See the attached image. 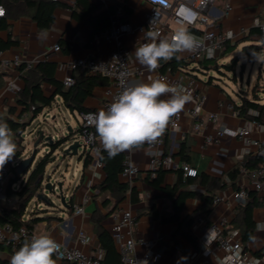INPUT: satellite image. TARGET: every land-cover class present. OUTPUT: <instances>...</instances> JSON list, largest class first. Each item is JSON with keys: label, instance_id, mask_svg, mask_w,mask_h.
I'll return each instance as SVG.
<instances>
[{"label": "crops", "instance_id": "crops-1", "mask_svg": "<svg viewBox=\"0 0 264 264\" xmlns=\"http://www.w3.org/2000/svg\"><path fill=\"white\" fill-rule=\"evenodd\" d=\"M75 2L76 0H59L57 2L58 6L53 12V23L48 29H39L30 17L9 20L8 24L10 26L8 30H0V50L8 58L18 55L24 62L33 63V67L43 62L55 64L54 78L60 83L67 76L72 75L74 77L79 75L69 69L72 61L84 58L107 59L114 48L113 42L104 41L97 38L98 34H93L89 18L87 16L78 18L82 13L76 7ZM88 2L92 6L103 5L104 7H110L119 3L120 0H88ZM126 3L132 10L128 23L132 30L130 33L123 34L121 39L129 53L130 66L141 70V74H135L131 77V84L147 83L150 76L159 79V75L166 71L160 70V64L154 71H149L134 56L135 48L139 47L143 42L136 28L144 23L151 7L144 0H126ZM226 4L230 5V10L227 13L225 12ZM214 9L220 15L217 31L222 34L232 31L236 34V38L229 42L232 45L238 44L234 52L238 48L239 50L242 49L245 45L260 43L261 40L255 36H252L248 41L244 40L249 32L255 28L253 26L255 18L264 22V0H216ZM116 14L121 17L122 10L119 8ZM242 29L243 34H240ZM150 42L148 39V43ZM55 45H59V52L52 50ZM220 55L216 60L225 58L224 56L229 54L223 57H220ZM177 57L183 60V64H189V62L185 61V55L177 54ZM195 64L197 63L192 64L188 69L185 67L175 69L172 71L170 78L177 83L176 87L179 89L186 87L189 78L196 79L197 89L204 97L199 114L197 117L190 116L188 111L192 107V103L191 101L186 103L184 108L177 113L179 115L178 128L170 132L167 125L163 133V150L167 154H171L174 164L178 167L181 164L177 157L179 144L185 143L189 164L196 168L199 174H204L216 180L213 184L214 187L213 185L211 186V202L204 204V201L199 198V195L204 196L206 194V190L199 184V180L196 179L188 185L179 186V191L188 190L195 194L185 199L179 214V222L164 223L159 218H153L150 215L151 212L157 214L172 212L173 199L168 198L165 189L172 188L176 184L177 173L175 169L161 170L163 175L158 184L148 180L146 173L149 167V156L147 148L142 144L130 153L131 159L138 168L139 173L130 182L122 179L120 174L118 175V180L127 185V190L123 201L110 214L114 208L113 199L110 198L108 193H101L98 189V186L105 179L104 171L102 168H96L90 164L84 167L85 157L80 154L78 157V160L81 161L80 167H75L72 174L73 178H79L72 190L67 191L68 188L60 179H51L56 182L55 191H57V184H61L65 202L69 205L68 209L61 205L56 194L54 197L57 202L46 199L38 201L39 199L34 196L27 204L23 216H28L27 221L33 218L38 219L32 227V231L35 234L49 235L57 243L70 248L76 247L89 256L97 255L100 252L104 256V251L101 249L98 238V228L92 220L94 212L97 211V214H101L104 217L100 220L99 227L110 235L115 250L119 254L118 245L112 238V227L116 222V212L127 210L135 220V226L131 230V237L135 241L142 240L148 243L147 246L135 245L133 254L136 257H141L147 251H160L161 259L158 264H203L204 258L200 254L203 250H208V264H218L223 254L220 250L215 249L213 245L206 243L207 233L208 226L211 223L224 219L226 225L223 234L236 232L233 239L241 242L242 247L255 264H260L258 258L264 250V231H257L256 226L258 223H264V194L257 193L261 199V205L252 211L255 230L251 240L247 243H243L241 240V230L239 228L241 216L238 214L245 203L241 204L228 199V201L213 204V199L219 196L230 197L234 191L241 187L247 189L248 193L251 191L255 192L248 179L241 176L240 173L234 182L229 181L227 174L240 167L248 156H264V125L258 122L259 125H255L253 120L239 114L238 116L234 115L233 112L236 111L235 105L240 103V98L235 95L237 93L232 90L231 92L234 94L232 96L227 90V86L220 83L222 80L215 79L214 82L211 80H199L196 76L197 73L200 74V72L205 71L192 70L191 67H194ZM8 84H13L16 87L17 91L15 94L6 90ZM106 86L107 84L95 87L92 90L91 95L83 103L85 112H100L102 110L103 93ZM24 88L25 82L21 77L20 71L12 69L2 70L0 68V122L6 123L7 120H10L16 123V120L24 115L25 120L28 118L27 122L32 119V114H29V110L24 112L23 107L17 103L18 95ZM41 91L43 96L48 98L54 94V87L43 83ZM162 98L166 99L168 96L166 95ZM227 104H230L232 108L227 107ZM52 106H55L59 111L62 108L68 111L62 105L61 98L58 96H55L54 102L51 103L50 107L46 108H52ZM70 114L77 118L76 121L79 127L78 119L80 113L74 111ZM209 114H216L218 116L217 122H212L208 118ZM54 118V116L51 117L52 120ZM32 120L34 121V119ZM196 124H200L199 131L195 130ZM240 125L245 126L249 130V138L251 141L257 142V145H245L241 139L231 134H226L216 140L215 143H207L205 141L207 136L215 134L217 127L230 129ZM15 137L16 135L13 134V139ZM69 143H66L62 148H65ZM119 153L122 154L121 152ZM62 158L64 159L66 156L62 155ZM55 160H58V157ZM14 163L19 164V162ZM65 175L69 176V172L66 171ZM7 190L8 182L5 191L8 202L0 205L1 212L6 208L16 209L21 204L19 197L15 194L8 195ZM10 190H12L11 186ZM85 196H88V201L83 204ZM108 198L110 204L104 207L103 201ZM73 204L82 205L84 213L75 215L72 212ZM33 206H37L34 212L28 213V210ZM185 218L193 219L188 230L196 242L195 246L183 235L187 230L183 224ZM95 219L97 220V218ZM79 231L84 232L86 235V244H80L75 241V236ZM5 248L7 249L0 250V261L4 264H10L11 256L15 251L8 249V247ZM56 264H58L57 261Z\"/></svg>", "mask_w": 264, "mask_h": 264}, {"label": "built area", "instance_id": "built-area-1", "mask_svg": "<svg viewBox=\"0 0 264 264\" xmlns=\"http://www.w3.org/2000/svg\"><path fill=\"white\" fill-rule=\"evenodd\" d=\"M58 2L59 0H49ZM151 7L149 13L146 15L144 23L139 25L136 30L141 35L143 43H148L146 33L148 31H158L161 38H170L175 31L180 27L187 28L188 32L196 36L200 41V45L194 51H185V61L197 63L203 59L215 60L224 50V44L231 42L236 38V34L232 31H227L224 34L217 31L218 21L220 20L219 13L214 9L216 0H144ZM230 10V5H225V12ZM0 17L4 16V10L0 7ZM120 15L116 14L112 18L111 26L108 30L97 35L104 41H111L114 44V48L111 51L109 57L105 60L95 59H76L71 62L69 69L71 72H77L82 74H97L107 80V86L104 89V102L102 110L107 111L113 102V98L118 95L123 89L131 84V77L135 74H141V70L136 67L130 66L129 53L125 49L121 36L131 32V27L128 23H120ZM258 22V23H257ZM253 26L258 28L261 33V41L259 43L262 50H264V22L258 18L253 20ZM174 29V30H173ZM240 34H243V29ZM54 52H59V45L53 46ZM181 54V53H178ZM33 63L24 62L18 55H14L8 58L5 53L0 50V68L2 70L12 69L19 71L23 68V71L31 70ZM171 70L168 68L166 71L159 75V79H163L171 86H177L175 81H172ZM197 81L195 78H189L184 90L192 97V107L189 109L188 114L192 117H197L201 104L204 100L203 95L197 89ZM62 84L65 88H69L74 84V77L67 76L62 80ZM179 89V88H178ZM6 90L12 94H15L17 89L13 84H8ZM232 108L230 104L226 105ZM34 106L29 109V114L34 111ZM99 112L87 111L79 114V127L75 132L74 139L79 142V149L81 148V155L84 157L90 156V165L96 168H102V163L99 160L101 152L104 150L99 136L96 133L95 126L90 123V116L98 114ZM251 114L256 115V112L250 111ZM234 115L238 116V112L234 111ZM30 118V117H29ZM208 118L212 122H217L218 116L216 114H209ZM28 119V118H27ZM25 115L16 120L18 123H24ZM179 115H174L169 124L168 129L170 132L175 131L178 128ZM33 120L30 119L29 123ZM255 125H259L256 121H253ZM200 124L195 125V130L199 131ZM226 134L234 135L241 139L245 145H257V142L251 141L249 138L250 132L245 126H238L236 128H221L217 127L214 135H209L205 138L207 143H215L216 140L224 137ZM143 145L147 148L149 156V167L146 173L148 180H153L156 174L160 170L180 169L182 171L183 179L195 178L197 171L195 168L188 166L185 163H181L180 166L174 164L171 154H167L163 150L164 139L163 135L158 138L154 143L145 142ZM137 146L124 150L123 163L120 176L127 182L132 181L139 173L138 168L134 165L130 153ZM14 158L9 161L4 169L0 171V205L7 203L8 198L5 195L8 178L11 174V169L17 167L19 164L14 163ZM17 173V171H15ZM239 173L241 176L246 177L252 187L257 193L264 194V164L257 169L240 168ZM53 188L56 189V182L49 181ZM12 190L18 189V184L11 185ZM231 199L237 203L244 204L248 199L247 189L244 187L234 191L230 197L219 196L213 199V204L219 202H225ZM88 201V196L83 199V204ZM37 206H33L28 210V213H33ZM1 212V208H0ZM72 212L75 215H82L84 213L82 205L73 204ZM28 216L24 215L21 221H27ZM226 221L224 219L219 222H213L208 226L209 229L215 231L216 235L211 242H206L209 245H213L215 249L222 252L223 257L218 264H250L253 260L248 256L242 244L238 240H234L236 232H231L226 235L223 234ZM135 226V220L131 213L127 210H119L116 212V222L112 227V238L117 243L120 255V264H158L161 259V252H145L141 257H136L134 253L135 245L147 246L148 243L139 240L135 241L131 237V230ZM208 234V233H207ZM37 235L32 230H28L24 225L14 228L10 224H0V245L8 247L9 249L16 251L26 241H30L31 238ZM75 241L80 244L87 243V237L84 232L79 231L75 236ZM60 251L55 254L53 258L58 264H102L103 254L100 252L97 255L89 256L83 253L76 247H66L60 243ZM203 256V264H208L207 256L208 250H203L201 254ZM258 262L264 264V250L261 252Z\"/></svg>", "mask_w": 264, "mask_h": 264}, {"label": "trees", "instance_id": "trees-1", "mask_svg": "<svg viewBox=\"0 0 264 264\" xmlns=\"http://www.w3.org/2000/svg\"><path fill=\"white\" fill-rule=\"evenodd\" d=\"M76 7L81 10L82 15L78 18L87 16L89 18L90 24L93 29V34H100L108 30L111 26L112 18L116 15V12L120 8L122 10L121 17L119 18L120 23H129V17L132 14L131 8L127 5L126 0H120L119 3L114 4L110 7H104L103 5L92 6L88 0H76ZM58 6L57 2L49 0H0V7L4 10V16L0 17V30H8L9 20H15L20 17H30L37 25L39 29H48L53 23L54 9ZM75 14V12H74ZM252 36L258 37L261 40V33L258 28L252 29L246 36L244 41H248ZM238 44L232 45L229 42L224 44V50L221 53V57L226 54H230L234 51ZM261 47L259 44H248L242 47L241 53H252L259 52ZM205 59L197 62L192 70L207 71L209 68L205 66ZM194 62L189 64H183V60L174 56L171 60L160 61V70L165 71L169 68L174 71L177 68L188 69ZM237 60L233 57L229 65L223 66L227 71L234 72ZM214 69L218 72L219 68L215 64ZM21 77L25 82V88L22 90L17 98V103L23 107L24 112L29 110L31 106H34V111H32V119H35L41 111L50 107L51 103L54 102V97L58 96L61 98L62 105L70 112L74 111L78 113L85 112L83 103L87 97L92 93V90L98 86H104L107 84L105 78L97 74H82L74 76V84L65 88L62 83L57 82L54 78L55 64L50 62H43L37 64V66L32 67L31 70L23 71L20 68ZM190 71V70H189ZM209 81L211 78L208 79ZM47 83L54 87V94L51 97H44L41 91V85ZM240 98L239 105H235V110L240 116L248 118L250 120L256 121L259 124L264 125V103L259 97L258 93L252 95L253 98H248L242 94L237 93ZM256 112V115H252L249 112ZM9 128L12 133L16 136L22 133L25 128L24 123H15L7 120ZM67 137H61L53 141L49 147V150L44 154L41 159L32 167H29L25 172L21 174H15L18 166L23 162L20 161L17 167L11 169L12 178L8 181V195L15 194L21 200V204L16 209H3L0 214V224H10L14 228H18L24 225L28 230H32L33 224H35L38 219L33 218L30 221H21L24 214V210L29 203V201L38 193L41 187L42 181L40 180L45 172L46 166L52 161L53 153L61 147L66 141ZM187 147L185 143L179 144L177 157L179 162L185 163L190 167L189 156L187 153ZM166 153V152H165ZM90 156L85 157L83 166L87 167L90 164ZM99 160L102 163V169L105 174L104 181L98 186L101 193H108L110 198L113 199L114 208L111 210L110 214L113 213L117 205L123 201L125 192L127 190V185L123 184L118 180V175L122 170L123 155L118 153L114 156L109 155L106 150H103L100 154ZM264 164V156H248L242 164L241 168H246L249 170L257 169ZM236 168L228 172L227 177L230 182H234L239 174V168ZM194 168V167H193ZM196 169V168H195ZM197 171V170H196ZM177 173L176 184L172 188H166V194L168 198L173 199L172 212L171 213H155L151 212L150 215L153 218H159L164 223H174L179 222V214L182 210L185 199L195 195L193 192L188 190L179 191L180 185H188L196 179L199 180V184L203 186L206 190V194L199 195V198L204 201V204L210 203L211 198V186L216 180L207 177L204 174H199L197 171V176L195 178L183 179L182 171L180 169H175ZM163 171H158L156 177L152 180V183L158 184L161 181ZM12 184H18L17 190H10ZM214 187V185H213ZM179 191V192H178ZM110 204L109 198L103 201L104 207ZM261 205V199L258 197L257 192H249L248 199L245 202L243 208L240 210V222L239 228L241 230V240L243 243H247L251 240L253 232L255 230V223L252 218V211L254 208ZM96 215V216H95ZM97 218V220L95 219ZM104 217L101 214L94 212L92 220L98 228V238L101 245V249L104 251V256L102 264H120V256L116 252L113 241L110 235L103 229L99 227V222ZM192 218H185L183 224L187 228L186 232L183 233L185 238L194 246L196 242L189 232V227L192 224ZM7 249L0 245V250ZM9 249V248H8ZM54 259V258H53ZM0 264H4L0 261Z\"/></svg>", "mask_w": 264, "mask_h": 264}, {"label": "clouds", "instance_id": "clouds-1", "mask_svg": "<svg viewBox=\"0 0 264 264\" xmlns=\"http://www.w3.org/2000/svg\"><path fill=\"white\" fill-rule=\"evenodd\" d=\"M146 36L151 42L135 48L134 56L149 71L157 69L161 60L168 61L178 53L194 51L201 43L185 27L178 28L170 38H161L158 31H148ZM251 55L257 63L264 64V50L254 51ZM166 95L168 98H162ZM191 100L184 90L150 76L147 83L125 87L113 98L107 111L101 110L90 116V123L95 126L104 150L114 156L145 142H156L171 118ZM15 153L12 131L7 123L0 122V171ZM256 227L257 231H264V223H258ZM215 235V231L209 229L207 242L210 243ZM59 251L60 245L49 235H34L13 253L10 264H56L53 256Z\"/></svg>", "mask_w": 264, "mask_h": 264}, {"label": "rangeland", "instance_id": "rangeland-1", "mask_svg": "<svg viewBox=\"0 0 264 264\" xmlns=\"http://www.w3.org/2000/svg\"><path fill=\"white\" fill-rule=\"evenodd\" d=\"M181 55H186V53L183 52ZM224 57L225 58H219V60L205 61V66L209 69L205 72H200V74L197 73L196 76L198 79L206 81L211 78L213 82L215 79L222 80L220 83L227 86L226 88H228L227 90H229L232 96H234L231 92L232 90L248 98H253L252 95L258 93L264 103V64L257 63L251 55V52L241 54V49L239 50V48L235 52L233 51ZM233 57L237 60L235 70L234 72L227 71L223 66L229 65ZM215 64L219 68L218 72L214 69ZM52 116L55 117L54 120L51 119ZM76 119L77 118L63 108L59 111L55 106H52V108L43 109L32 123L29 124L27 121L24 122V131L22 133L20 132L14 139L16 143L14 162L32 159L31 166L33 167L49 150L45 138L50 137L52 141H55L59 137L65 136L67 127H70L73 132L77 131L78 122ZM63 149L64 148L59 147L53 153L51 157L52 161L46 166L44 176L51 177L52 180H55V178L56 180L60 179L68 188L67 191H70L78 182L79 177L73 178L72 174L75 167H80L81 161L78 160V156L71 158L66 157L63 159ZM78 153V155L81 154V148L78 149ZM57 157L58 160H55ZM66 171L69 172V176L65 175ZM15 174L17 173L15 172ZM11 178L12 172L8 180ZM38 194L46 200L56 201L54 197L55 194L46 196L48 193H43L41 189L38 191ZM41 200L42 199H39L38 201Z\"/></svg>", "mask_w": 264, "mask_h": 264}, {"label": "water", "instance_id": "water-1", "mask_svg": "<svg viewBox=\"0 0 264 264\" xmlns=\"http://www.w3.org/2000/svg\"><path fill=\"white\" fill-rule=\"evenodd\" d=\"M74 135L75 133L72 132L71 128H67L66 130V134L65 136H61V137H67L68 140L62 145L64 146L66 143L70 142L63 150V156L65 155L66 157H76V156H80L78 155V148H79V142L77 140L74 139ZM60 137V138H61ZM45 141L48 143L47 146H50L52 144V139L50 137L45 138ZM61 146V147H62ZM31 162L32 159H27L25 161H23L17 168V173L21 174L22 172H25L29 167H31ZM42 181L41 183V191L43 193H48L46 195H52V194H56L59 198V201L61 203V205L68 209L69 205L67 204V202H65V195L62 192L61 189V184H57V191L54 190L52 184L49 182L51 180V177H45L43 175V177L40 179ZM35 198L37 199H42L45 200L40 194H36Z\"/></svg>", "mask_w": 264, "mask_h": 264}, {"label": "snow or ice", "instance_id": "snow-or-ice-1", "mask_svg": "<svg viewBox=\"0 0 264 264\" xmlns=\"http://www.w3.org/2000/svg\"><path fill=\"white\" fill-rule=\"evenodd\" d=\"M0 14H2V12H0Z\"/></svg>", "mask_w": 264, "mask_h": 264}]
</instances>
